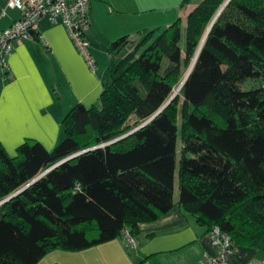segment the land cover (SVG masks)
<instances>
[{
    "label": "trees",
    "instance_id": "obj_1",
    "mask_svg": "<svg viewBox=\"0 0 264 264\" xmlns=\"http://www.w3.org/2000/svg\"><path fill=\"white\" fill-rule=\"evenodd\" d=\"M110 48L99 102L73 105L52 149L0 142V264L135 237L174 205L176 169L197 223L264 251V0H200Z\"/></svg>",
    "mask_w": 264,
    "mask_h": 264
},
{
    "label": "crops",
    "instance_id": "obj_2",
    "mask_svg": "<svg viewBox=\"0 0 264 264\" xmlns=\"http://www.w3.org/2000/svg\"><path fill=\"white\" fill-rule=\"evenodd\" d=\"M200 0H90L88 39L96 66L92 70L65 26L40 19V37L20 39L8 56V74H0V142L10 155L25 139L52 149L61 137V120L75 104L99 102L106 72L113 64L111 43L148 29L185 20ZM0 0V28L20 17V10ZM159 218L142 222L129 246L124 236L80 250L52 249L36 264H196L213 252L208 229L179 203ZM235 248L231 264H250Z\"/></svg>",
    "mask_w": 264,
    "mask_h": 264
},
{
    "label": "built area",
    "instance_id": "obj_3",
    "mask_svg": "<svg viewBox=\"0 0 264 264\" xmlns=\"http://www.w3.org/2000/svg\"><path fill=\"white\" fill-rule=\"evenodd\" d=\"M7 5L19 9L21 14L11 25L0 28V74H8V56L17 40L40 37L39 22L44 16L65 26L88 66L95 69L91 42L87 36L90 0H8ZM6 199L0 200V204ZM208 236L213 252L204 253L196 264H231L230 256L236 248L231 237L217 225L211 226ZM124 237L129 246H136L135 238L128 232L124 233ZM250 264H264V258L251 260Z\"/></svg>",
    "mask_w": 264,
    "mask_h": 264
},
{
    "label": "rangeland",
    "instance_id": "obj_4",
    "mask_svg": "<svg viewBox=\"0 0 264 264\" xmlns=\"http://www.w3.org/2000/svg\"><path fill=\"white\" fill-rule=\"evenodd\" d=\"M261 84H262V80L247 79L241 84V87L243 89H251L253 87H258ZM178 88H179V85L177 87H175V91ZM179 146H180V143L178 142V148H179ZM174 191H175V195L179 192V183H178V178H177V169H176V174H175ZM237 249L242 251V252H244L247 262L251 261V260H263V258H264V251L260 250L258 248L239 246Z\"/></svg>",
    "mask_w": 264,
    "mask_h": 264
},
{
    "label": "water",
    "instance_id": "obj_5",
    "mask_svg": "<svg viewBox=\"0 0 264 264\" xmlns=\"http://www.w3.org/2000/svg\"><path fill=\"white\" fill-rule=\"evenodd\" d=\"M187 74H188V73H187ZM187 74H186V76H187ZM185 78H186V77H185ZM185 78H184V80H185ZM183 82H184V81H183ZM183 82H182V83H183ZM180 86H181V85H180ZM177 90H179V89H177ZM175 93H176V92H175ZM175 93H174V94H175ZM173 96H174V95H172V97L170 98V100L173 98ZM163 107H164V106H163ZM163 107H162V108H163ZM162 108H161V109H162ZM161 109H159V110L157 111V113L160 112ZM13 195H14V194H13ZM13 195H10L8 198L12 197Z\"/></svg>",
    "mask_w": 264,
    "mask_h": 264
}]
</instances>
